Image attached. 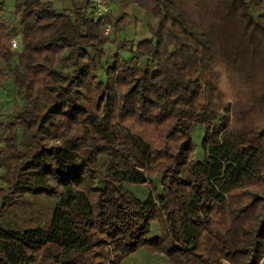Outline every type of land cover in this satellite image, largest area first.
Returning a JSON list of instances; mask_svg holds the SVG:
<instances>
[{"label":"trees","instance_id":"16d2710c","mask_svg":"<svg viewBox=\"0 0 264 264\" xmlns=\"http://www.w3.org/2000/svg\"><path fill=\"white\" fill-rule=\"evenodd\" d=\"M135 256L261 264L264 0H0V264Z\"/></svg>","mask_w":264,"mask_h":264},{"label":"rangeland","instance_id":"374dc122","mask_svg":"<svg viewBox=\"0 0 264 264\" xmlns=\"http://www.w3.org/2000/svg\"><path fill=\"white\" fill-rule=\"evenodd\" d=\"M125 12L128 13L131 17L128 28L131 29L133 33L138 35L144 32V26L141 22L134 23V18L136 16L139 18L142 16L140 11H137L133 6H129L125 8ZM142 259L143 258L140 256H135L129 259L125 264H144Z\"/></svg>","mask_w":264,"mask_h":264},{"label":"built area","instance_id":"2783aa9c","mask_svg":"<svg viewBox=\"0 0 264 264\" xmlns=\"http://www.w3.org/2000/svg\"><path fill=\"white\" fill-rule=\"evenodd\" d=\"M89 3L91 4L93 10L95 11L96 14L102 15L109 13L110 11V0H88ZM18 41L17 40H12L11 41V46L12 49H17L18 48ZM261 264H264V256L261 261Z\"/></svg>","mask_w":264,"mask_h":264}]
</instances>
